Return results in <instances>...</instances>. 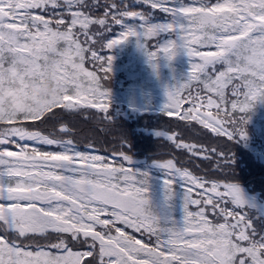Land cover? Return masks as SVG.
Masks as SVG:
<instances>
[{"label":"snow or ice","instance_id":"snow-or-ice-1","mask_svg":"<svg viewBox=\"0 0 264 264\" xmlns=\"http://www.w3.org/2000/svg\"><path fill=\"white\" fill-rule=\"evenodd\" d=\"M138 2L170 19L152 23L153 13L121 11L116 3L105 7L103 16H93L85 9L98 0L91 6L87 0H0V145L19 149L0 148V231L5 233L0 235V264H264V229L254 227L245 208L234 204L230 182L196 176L172 159L159 162L168 176L166 201L173 199L177 183L185 188L183 226L175 221L167 226L153 210L147 173L110 165L104 156L78 150L70 138L26 124L58 115L56 108L108 112L111 93L101 80L112 72L114 57L92 45L112 32L110 19L120 31L102 48L114 50L135 38L157 73L162 57L172 61L183 50L191 58L186 82L168 92L166 115L176 114L229 141L247 139L243 115L232 114H244L264 99V0ZM50 8L63 11L41 14ZM93 25L103 31L90 32ZM149 40H156L151 48ZM48 81L54 85L52 95ZM58 131L71 130L61 124ZM156 135L192 156L222 155L174 134ZM121 157L132 163L128 155ZM229 203L232 209L221 206ZM209 212L222 220L215 222ZM257 218L264 220V210ZM126 228L155 240L145 242ZM7 233L30 241L42 237L46 243L31 249ZM74 242L87 244L88 250L73 251Z\"/></svg>","mask_w":264,"mask_h":264},{"label":"trees","instance_id":"trees-1","mask_svg":"<svg viewBox=\"0 0 264 264\" xmlns=\"http://www.w3.org/2000/svg\"><path fill=\"white\" fill-rule=\"evenodd\" d=\"M185 3H194L197 0H184ZM216 0H209L215 3ZM91 6L94 0H87ZM111 3L120 5L119 10L142 11L145 14L153 13L152 23L162 22L170 19L165 13L158 9L153 10L150 6L138 2V0H98L91 9L93 16H103L105 7ZM35 12H41L36 9ZM63 9H49V15ZM68 18V17H66ZM112 32H105V36L100 43L92 45V48L99 51L103 56H113L112 72L108 73V79H102L101 83L111 93V104L108 112L102 113L98 108L81 109L80 112H67L62 108L53 110L58 115L49 113L42 120L28 121L27 126L33 130H39L43 134H54L57 138L72 139L78 150L106 158V162L113 166L125 164L137 173H147L150 176V194L153 210L162 217V223L171 226L172 221L177 227L183 226L184 221V197L185 188L182 183H177L175 195L171 201L165 199V180L168 179L166 171L152 165L150 159L174 158L182 169L190 170L194 175L205 177L209 181L234 182L239 180L246 186L251 194H256L260 201L264 202V99L255 102L253 108L244 113H233L234 117L241 115L244 121H240L247 139H234L229 141L225 136H217L208 129L192 122L191 125L179 119L176 114L166 115L165 108L169 102L168 92L179 84L186 82L191 72V58L183 50L172 61L161 58L158 61V73L154 71L147 55L138 47L135 38L129 42L108 50L102 48L104 40L114 37L119 33L120 26L112 24ZM131 23L132 21H128ZM55 26V25H53ZM90 32L103 31L98 25H93ZM162 39V38H161ZM83 40V37H81ZM156 40H149L151 48ZM85 67L93 70V64L85 63ZM96 68L99 65L95 66ZM220 67V66H218ZM104 77L106 74L98 72ZM198 89L194 86L192 91L196 93ZM231 87L226 89L227 98L232 99ZM184 107H187L185 105ZM182 114V112H181ZM49 117H52L49 119ZM106 117V118H105ZM64 124L71 130L68 133H60L59 125ZM158 132H167L169 135H176L177 139L186 143H196L206 149H215V153L209 154V158L203 156H192L186 150L178 149L172 141L164 137L157 136ZM20 144H33V142L18 141ZM41 151H61L57 146L34 145ZM2 148L18 151L15 144L3 145ZM121 153L128 155L131 160L147 157V161L138 164H127L121 157ZM133 158V159H132ZM227 161V162H225ZM219 165V167H218ZM210 209L211 206H208ZM233 206L230 204L229 209ZM194 210V208H193ZM237 211H241L237 209ZM247 218L251 220L258 230L264 229V220L258 219V213L244 209ZM215 222H220L222 218L212 216ZM124 228V225H118ZM127 233L134 235L148 243H153L155 238H149L147 234L134 232L130 228L125 229ZM0 235H5L0 232ZM16 239L21 246L31 249L45 246V238L36 237L34 240L11 237ZM54 236L55 234H49ZM23 241V242H22ZM73 251H87L88 245L83 243H73ZM55 251V250H53Z\"/></svg>","mask_w":264,"mask_h":264},{"label":"clouds","instance_id":"clouds-1","mask_svg":"<svg viewBox=\"0 0 264 264\" xmlns=\"http://www.w3.org/2000/svg\"><path fill=\"white\" fill-rule=\"evenodd\" d=\"M46 88L48 94L52 95L54 85L51 81L47 82ZM230 183L232 185V193L230 198L233 199V202L237 207L245 208L256 213H259L264 210V205L259 202L258 198H249L248 194L246 193V190L244 189L243 185L240 183L239 180Z\"/></svg>","mask_w":264,"mask_h":264},{"label":"rangeland","instance_id":"rangeland-1","mask_svg":"<svg viewBox=\"0 0 264 264\" xmlns=\"http://www.w3.org/2000/svg\"><path fill=\"white\" fill-rule=\"evenodd\" d=\"M201 111L203 112V111H205V109L204 108H202L201 109ZM212 111H213V113H214V115H215V112H216V110L215 109H212ZM227 126V125H226ZM13 139H15V138H13ZM23 142H30V141H23ZM3 147V145H0V148H2ZM262 155H263V158H264V153H262ZM147 157H145V158H141V159H137V160H131L132 161V163H130V164H138V163H140V162H142V161H147V159H146ZM133 159V158H132ZM168 159H172L176 164H177V166L178 167H180L179 166V164L176 162V159H174V158H166L165 160H160V159H158V158H153V159H150V161H151V163H152V165H154V166H156L157 167V164L159 163V162H163V161H166V160H168ZM181 168V167H180ZM244 187V189L246 190V193L248 194V196H249V198L250 199H256V198H258V196L256 195V194H251L249 191H248V189H247V187L246 186H243ZM258 200H259V202L262 204V205H264V202H262V201H260V199L258 198ZM229 205H230V203L229 204H227V205H221L222 207H227V208H229ZM217 211H218V209H217ZM1 232V231H0ZM3 232V231H2ZM9 236H11V237H15L16 235L14 234V233H9ZM25 240H28V239H26V238H24Z\"/></svg>","mask_w":264,"mask_h":264}]
</instances>
